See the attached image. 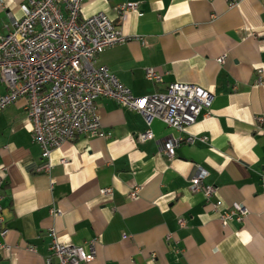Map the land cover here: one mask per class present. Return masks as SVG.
I'll use <instances>...</instances> for the list:
<instances>
[{
  "label": "crops",
  "instance_id": "crops-1",
  "mask_svg": "<svg viewBox=\"0 0 264 264\" xmlns=\"http://www.w3.org/2000/svg\"><path fill=\"white\" fill-rule=\"evenodd\" d=\"M24 1L0 0V37L23 16ZM126 2L138 10L119 14ZM98 12L127 39L97 62L134 95L189 83L209 91L210 108L181 131L155 119L152 138L140 140L147 129L141 113L99 97L107 136L63 142L45 172L24 98L5 107L0 264H56L51 229L59 241L93 250L87 264H264V121L256 127V117L264 118V0H84L82 18ZM147 67L161 73L160 82L145 77ZM177 137L167 155L163 142ZM198 167L207 171L202 184L213 188L208 197L189 189ZM106 187L110 195L100 192Z\"/></svg>",
  "mask_w": 264,
  "mask_h": 264
},
{
  "label": "built area",
  "instance_id": "built-area-1",
  "mask_svg": "<svg viewBox=\"0 0 264 264\" xmlns=\"http://www.w3.org/2000/svg\"><path fill=\"white\" fill-rule=\"evenodd\" d=\"M83 2L26 0L20 5L23 16L13 19L9 31L0 37V86L3 88L0 111L24 98L32 140L40 147L44 159L41 168L45 172L52 167L49 161L52 150L63 142L72 141L78 135L107 136L97 113L99 97L113 99L141 113L147 129L138 135L140 140L152 138L150 126L155 119L183 130L195 122L201 111H208L212 101L207 89L182 82L169 83L164 91L134 95L106 65L97 62L102 51L124 42L127 37L102 12L82 18ZM236 2L229 0V6ZM128 10L137 11V3L117 6L119 14ZM145 77L155 83L161 81V73L153 67L145 68ZM262 121L264 118L256 117L257 129ZM198 138L205 140L204 136ZM181 140V137L167 138L163 151L172 155ZM194 140V135L185 138L187 143ZM206 175V169L198 167L190 179L189 189L202 191L208 197L213 188L202 184ZM136 191H130L129 197H136ZM100 192L110 195L112 190L106 187ZM233 206L240 216L245 214V207L237 203ZM53 211L58 210L53 208ZM231 213L222 215V223H226ZM5 233L2 231L0 236L4 237ZM49 234V251L56 257V264H87L92 259L93 250L86 252L80 245L59 241L53 229Z\"/></svg>",
  "mask_w": 264,
  "mask_h": 264
}]
</instances>
